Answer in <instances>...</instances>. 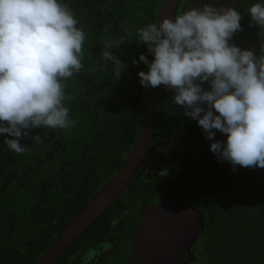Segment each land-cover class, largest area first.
<instances>
[{"label":"trees","instance_id":"16d2710c","mask_svg":"<svg viewBox=\"0 0 264 264\" xmlns=\"http://www.w3.org/2000/svg\"><path fill=\"white\" fill-rule=\"evenodd\" d=\"M62 2L69 5L78 20V27L87 36L84 68L66 82L70 99L65 104L76 126L68 130L33 129L31 134L39 135L43 143L22 139L23 154L14 153L4 143L6 137H13L0 134V264H38L57 235L88 200L84 194L66 218L54 226L50 237H45L47 222L40 223L38 229L35 227L33 234L25 228V223L30 219L28 212L40 205L41 193L44 191L58 200L55 190H43V187L60 185L66 180L68 184L86 183V191L95 189L93 196L97 195L105 183V175L118 170L136 146L148 112L152 88L146 89L140 84L138 73L147 71L148 66L139 57L143 54L149 61L154 57L146 43L137 42V29L148 23L158 25L162 0L145 2L148 10L140 15L137 27L127 29L128 34L124 37L116 34L117 40L113 42L108 38L110 31L115 29L111 27L110 17L120 13L119 4L123 0ZM108 8L111 9L108 11ZM248 19L247 28L243 30L245 23L241 22L242 30L234 33L229 43L251 49L259 56L264 54V35H261L264 29L251 21L250 13ZM130 34L136 42L132 43ZM120 39L123 42L117 43ZM110 42L112 47L109 49L106 45ZM107 50L126 66L118 78L112 62L102 59ZM134 60L137 63L134 64ZM202 87L210 90L208 82ZM202 106L207 108L206 104ZM184 113L185 109L174 103V91L166 87L158 127L164 130L187 124L190 127L186 138L198 128L199 132H204L205 144L198 140L197 134L191 148L195 151L210 148L207 146L213 141L206 139L207 133L198 122ZM214 139L226 141V135L217 130ZM178 145L186 151L183 138ZM211 171L217 185L225 176L222 172H232L233 179L221 182L211 205L202 200L206 214L203 260L206 256L209 264H264V168L237 165L234 169L229 161L219 158ZM51 205L60 212L63 209L57 202Z\"/></svg>","mask_w":264,"mask_h":264},{"label":"clouds","instance_id":"9594fccd","mask_svg":"<svg viewBox=\"0 0 264 264\" xmlns=\"http://www.w3.org/2000/svg\"><path fill=\"white\" fill-rule=\"evenodd\" d=\"M248 11L264 29V2L257 0ZM241 19L235 7L205 4L138 28L137 42L146 43L154 57L140 55L148 70L138 75L146 89L164 85L174 91V103L198 122L221 160L234 169L264 168V54L229 43L242 30ZM86 39L62 0H0V134L13 137L4 143L14 153L25 152L22 139L43 143L33 129L76 126L65 104L66 82L84 68ZM102 59L120 77L123 62L108 50ZM205 82L210 90L202 87ZM217 130L226 141L214 139Z\"/></svg>","mask_w":264,"mask_h":264},{"label":"flooded vegetation","instance_id":"af4514ba","mask_svg":"<svg viewBox=\"0 0 264 264\" xmlns=\"http://www.w3.org/2000/svg\"><path fill=\"white\" fill-rule=\"evenodd\" d=\"M255 1L257 0H180L177 15L190 8H202L205 4L212 5L217 9L235 7L242 17L240 23H245L242 26L244 30L249 23L248 8ZM145 2L155 3L156 0H123L120 2V13L110 17L111 27L115 29L110 31L109 40L112 42L117 40L116 34L124 37L128 34L127 29L132 30L137 27L140 15L143 11L148 10ZM110 9L108 8V11ZM130 36L132 43L136 42V38L134 39L132 34ZM189 127L187 124L183 127L179 124L163 130L157 126L149 155L128 188L98 217L97 223L88 234L84 235V232L72 244L58 264H128V258L135 243L134 239L141 231L140 222L145 210L151 206H157L169 198H173L176 204L180 206L193 207L203 212L206 225V214L202 200L204 199L206 205L208 203L211 205L216 191L219 193L221 182L225 179L231 182L233 175L230 171L224 172V174L222 172V175L227 178L221 179L217 185L211 170L214 171V164L218 163L219 157L208 148L210 147L209 144L206 150L195 151L192 149L190 144L194 143L197 134L198 140L202 141L203 145L205 144L204 132H199L197 128L196 132L192 133L191 131L190 134H192L186 138L185 134ZM182 138L185 152L178 145ZM59 140L61 141V139ZM123 165L118 170L108 172L105 175L106 180L102 189L117 175ZM216 174L219 175L217 170ZM85 187L86 183L74 184L71 182L68 184L66 180H63L60 185L44 186L43 190H55L58 200L43 191L39 197L40 205L28 212L30 219L26 221L25 228L34 234L35 227L40 223L47 222L45 237H50L54 231V226L66 218L69 210L78 203L79 199L83 198L84 194L85 199L88 198L85 205L96 196H93L95 189L86 191ZM53 202L59 203V206L63 208L61 212L57 207L51 205ZM171 228L173 229L174 226ZM60 234L57 235V238ZM204 236L205 228L203 232L197 235L191 247L196 259L189 264H197L199 260L203 261ZM72 249L74 250L73 253H71Z\"/></svg>","mask_w":264,"mask_h":264},{"label":"water","instance_id":"95a60500","mask_svg":"<svg viewBox=\"0 0 264 264\" xmlns=\"http://www.w3.org/2000/svg\"><path fill=\"white\" fill-rule=\"evenodd\" d=\"M179 3L180 0H162L158 25L164 18H175ZM165 91L164 85L151 89L147 116L131 155L117 175L73 217L38 264H58L72 244L128 188L149 155ZM140 225L141 231L134 239L128 264H189L196 259L191 247L197 235L204 231L205 215L193 207L180 206L169 198L146 209Z\"/></svg>","mask_w":264,"mask_h":264},{"label":"rangeland","instance_id":"374dc122","mask_svg":"<svg viewBox=\"0 0 264 264\" xmlns=\"http://www.w3.org/2000/svg\"><path fill=\"white\" fill-rule=\"evenodd\" d=\"M225 178H227V177L226 176L222 177V179H225ZM73 252H74V250L72 249L71 253H73ZM197 264H209V261H208V259H206V256H204V260L203 261L199 260V262Z\"/></svg>","mask_w":264,"mask_h":264}]
</instances>
